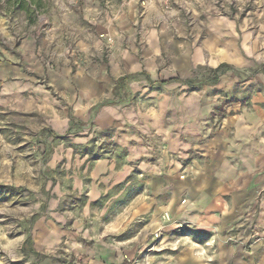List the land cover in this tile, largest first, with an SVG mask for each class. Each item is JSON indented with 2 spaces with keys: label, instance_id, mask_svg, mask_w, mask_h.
<instances>
[{
  "label": "rangeland",
  "instance_id": "374dc122",
  "mask_svg": "<svg viewBox=\"0 0 264 264\" xmlns=\"http://www.w3.org/2000/svg\"><path fill=\"white\" fill-rule=\"evenodd\" d=\"M19 1L0 0V264L44 259L36 241L46 231L62 239L102 232L94 221L108 216L110 202L88 209L74 188L96 160L130 175L118 199L146 180L157 184L142 171L162 170L186 205L184 182L227 154L240 155V187L252 195L243 209L219 212L205 228L182 209L162 228L157 214L167 200L153 188L133 193L103 229L121 264H264V0H228L229 28L220 23L212 35L187 27L191 44H214L186 53L174 41L183 37L176 0H39L30 13ZM233 28L240 40L230 37L233 57L223 59L215 40ZM246 30L248 42L259 34L258 56L243 49ZM138 67L166 83L118 81ZM127 245L130 255H120ZM70 261L81 264L73 253Z\"/></svg>",
  "mask_w": 264,
  "mask_h": 264
},
{
  "label": "crops",
  "instance_id": "0c3cea01",
  "mask_svg": "<svg viewBox=\"0 0 264 264\" xmlns=\"http://www.w3.org/2000/svg\"><path fill=\"white\" fill-rule=\"evenodd\" d=\"M227 1L228 0H176L173 9L175 14L173 21L179 28V32L182 34V36L188 31L187 27H189V30L192 31L194 30L196 32H202L203 34L208 33L212 35L214 27L218 25L220 26V23H225V27H228L230 19L229 17L232 11L230 12L228 9ZM239 29L240 28H237V30H235V28L229 30H219L218 33L221 32L220 35L222 36V39L220 41H215L217 47L221 49L223 59L226 58L228 60V58L233 57L229 54V51L234 49L236 46L234 40L231 41L230 37H233L236 34L240 40ZM215 33L217 34L216 31ZM255 34L256 37L252 36V40H250L252 43H250V41L248 42L247 40L249 37V31L244 34L242 37L243 49L248 51L251 50L253 51V54L257 52L258 56V53L261 51L260 44L257 42L259 34L257 31L253 30L252 35ZM213 40L214 39L211 37L205 39L203 38L199 40V42H194L195 44H191L183 36L179 37L178 39L176 38L174 41H176L178 48L184 51L183 53H186V51L191 49L200 51L210 49V47L212 48L214 44ZM140 69L141 68L138 67L136 70H134L138 71L136 74L127 73L123 74L122 76H127L126 81H128L135 76L137 77L138 75H143L146 81L148 80V82L157 86L163 85L160 84L159 81H167L163 79L157 80L151 78V76H148L144 69L143 71H139ZM172 78L173 80H178L175 79L176 77ZM70 124L73 125V122ZM239 135L240 132L238 134L236 133V136ZM103 159H99L94 162V170H91L88 176H86L84 173H82L81 176H77V181L74 185V188L78 190L79 193H85L86 199L83 200L82 205L86 206L88 209H90V207H98L99 210H102V208L106 206V202H110L108 205V209L110 210L108 216L106 218L99 219L98 222L94 221L95 225L100 227V231L102 232H100L94 238L88 237V239H86L85 237H82L81 239H75L73 237L67 236L66 239H62L61 235L58 237L54 236L53 238L50 235H47L46 231V234L39 237L40 239H37L36 241L38 250L45 252L46 257L44 259H37L33 264H56L52 262V259H50L49 255H54L53 253H55V251H61L62 249V252L59 251L62 256L60 264H73V261L75 260L72 262L70 261L72 253L74 254L75 259L81 261V264H121L122 259H118L116 241L112 239L110 231H105L103 227L110 225L114 213H117L119 208L127 206L132 202L131 199L133 193L141 191L152 192L153 188H155L156 194H158V196H162L159 198V200H167L165 205L160 207L157 214V221L162 228L169 223L168 221H170L171 217L175 218L176 214L178 215L182 209H184L185 213L188 214V218H192L193 221L191 222H194V224L198 227L205 228V226L208 224L206 219L214 217V215L219 212V215L221 214V217L225 218V216L232 214V211L236 209H243L246 204H249V201L251 200L252 195L250 194L249 188L245 189L244 185H241L240 187L241 164L239 154H235V156H230L228 154L226 156H222L217 163L210 159L208 160L209 162L207 161L204 165L199 166V174L196 175L194 179H191L194 181V183L188 181L184 182V187H186L184 190L187 202L186 205L179 204L180 200L178 198V193L173 194L172 192V195L170 194L168 187L169 179L167 180V176L161 172L162 170H156L153 175L148 171H142L140 175H144V178L146 179L149 177L151 179L156 178L157 184L152 188L149 181L146 180V182L143 183L141 187H139L140 190L138 189V191L132 193L133 187L126 188L124 190V196L118 199L116 193L120 191L122 187L130 180L127 179L126 181V178L130 175H127L126 171L122 173V170H117L115 165L112 163H102V161H104ZM229 173L232 179H224L220 176ZM123 178L125 179L122 180ZM234 178H236V180ZM101 183L106 184L101 185ZM214 183H216L215 186ZM177 184L178 186L180 185V183ZM253 188L254 186L252 185V191ZM228 193L231 195L230 199L225 197V195ZM246 193L249 194L246 196ZM57 205L58 200L52 199V207ZM189 212L191 213L189 214ZM191 222L186 223L191 224L187 225V228L193 229V224ZM198 227H194L196 228L195 231L198 229ZM195 231H193V233H196ZM130 250L131 249H129L127 245L123 247V251H120V253H122L120 255L124 254L123 256H129L131 252ZM241 257L242 256L240 255V258ZM65 258L67 259L66 262Z\"/></svg>",
  "mask_w": 264,
  "mask_h": 264
},
{
  "label": "trees",
  "instance_id": "16d2710c",
  "mask_svg": "<svg viewBox=\"0 0 264 264\" xmlns=\"http://www.w3.org/2000/svg\"><path fill=\"white\" fill-rule=\"evenodd\" d=\"M39 0H20L18 2V7L23 9L25 12L30 13V5L34 4L35 6L39 5ZM127 79V76H122L118 79L119 82H125ZM160 84L166 83V81H159ZM189 84V83H188Z\"/></svg>",
  "mask_w": 264,
  "mask_h": 264
}]
</instances>
